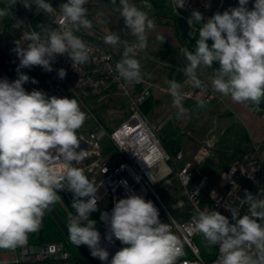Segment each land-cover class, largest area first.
I'll use <instances>...</instances> for the list:
<instances>
[{
    "label": "clouds",
    "instance_id": "clouds-1",
    "mask_svg": "<svg viewBox=\"0 0 264 264\" xmlns=\"http://www.w3.org/2000/svg\"><path fill=\"white\" fill-rule=\"evenodd\" d=\"M18 2L28 10L35 6L37 14L55 13L48 0H4L0 20L12 17ZM87 3H61L63 21L59 29L40 24V32L23 31L26 24L22 20L12 24L21 36L12 49L19 60L17 79H0V249L24 246L28 234L40 229L45 211L59 199L58 191L67 190L73 194L71 206L75 212L68 224L69 239L77 247L87 246L93 258L104 264H177L182 255L180 241L169 225L160 221L153 202L135 194L116 201L110 215L101 214L108 223L104 239L111 242L115 238L126 245L109 260L97 222L90 219L91 213L98 210L97 188L83 169L75 166L85 158L77 131L87 114L74 98L48 97L43 91L27 92L23 87L29 81H38L22 69L40 66L51 72L57 55H66L74 69L89 60V47L74 34L82 27H92L84 7ZM174 3L177 9L183 8L186 0ZM248 4L249 0H238V6L208 18L198 10L191 12L189 26L198 24L200 28L194 51H184L188 64L183 71L193 87L201 88L197 69L211 68L216 63L218 68L211 80L214 91L234 102L259 104L264 98V0H254L251 9ZM144 7L150 9L152 5L145 0ZM117 11L137 43L123 41V57L116 71L128 84L138 83L142 75L135 50L147 47L146 33L155 24L130 0H119ZM104 42L113 46L121 43L116 33L106 35ZM57 71L60 79L66 76L65 69ZM169 85L178 117L186 115L189 109L183 105L181 84L173 79ZM197 107H205V101L198 100ZM61 159L66 171L58 174L52 165ZM240 202L248 205L249 214L241 216L235 208H229L232 222L214 210L198 211L194 217L195 230L209 244L218 245L216 264H264V224L258 222L264 221V189L255 195L246 191Z\"/></svg>",
    "mask_w": 264,
    "mask_h": 264
},
{
    "label": "built area",
    "instance_id": "built-area-1",
    "mask_svg": "<svg viewBox=\"0 0 264 264\" xmlns=\"http://www.w3.org/2000/svg\"><path fill=\"white\" fill-rule=\"evenodd\" d=\"M168 1L172 14L194 30L195 25L189 26L187 22L193 10H198L206 16L210 13H223L231 7L238 6V0H186L185 6L177 9L174 0ZM253 3L254 0H249V9ZM3 7L4 0H0V8ZM12 13L13 16L8 17L11 24L10 33L0 37V49L4 52L0 65V79L6 78L10 82L17 79L16 69L19 60L12 49L15 47L14 42L21 36V32L13 29L12 24L22 20L26 24L23 31H41L35 26L36 18L28 17L20 6L12 9ZM62 21L60 12H55L50 29H59ZM74 34L89 47V60L76 65L74 69L66 55H57L52 63L51 72L44 71L40 66L22 69L21 71L30 78L38 81L35 84L29 81L23 87L27 92L34 89L43 91L48 97L74 98L79 102L81 110L87 114L84 125L77 131L81 142L80 148L85 150V158L78 165L73 163L83 169L84 175L97 188L98 210L91 213L90 219L97 222L96 227L101 234V240L114 254L126 246L115 238L111 242L104 239L108 223L101 218V214L110 215L116 201L135 194L153 202L159 211L160 221L168 224L172 234L180 241L182 255L177 264H216L219 257L218 245L209 252L213 254L206 258L194 241V237L200 233L195 230L194 217L198 211L214 210L232 222L229 208H235L241 216L248 214L245 210L246 204L240 201L245 198L247 191L245 182L254 180L261 174L260 160L244 157L220 173L219 184H211V179L203 171V166L208 159L213 158L214 145L209 141L203 142L190 159L183 160L182 151L171 153L165 148L156 133V125L149 121L141 110V105L152 90L158 89L169 93L170 85L154 84L142 74L140 82L128 84L116 71V64L123 57V41L107 48L102 42L88 35L78 32ZM41 35L43 37L44 34ZM127 42L137 43L131 40ZM139 51L138 48L135 50V56ZM61 68L66 70L63 79L58 77L57 70ZM109 89L121 96L127 105L126 118L113 130L105 126L89 103L96 98L99 101ZM180 91L184 99L191 101L208 100L215 96L213 91L204 87L185 88ZM105 141H108L109 145L105 146ZM169 160H172L174 170L168 165ZM177 162H181V165L178 166ZM52 167L58 174L66 171L62 159L55 161ZM170 174H173L178 183L174 207H188L192 211V214L184 219L173 216L156 189L158 182L166 180ZM205 191L207 200L203 202L201 196ZM62 192L71 204L73 194L67 190ZM14 255L13 262L3 259L0 260V264H90L81 255L73 257L69 242L37 243L30 240L29 235L24 246L14 249Z\"/></svg>",
    "mask_w": 264,
    "mask_h": 264
},
{
    "label": "crops",
    "instance_id": "crops-1",
    "mask_svg": "<svg viewBox=\"0 0 264 264\" xmlns=\"http://www.w3.org/2000/svg\"><path fill=\"white\" fill-rule=\"evenodd\" d=\"M161 28L165 31L169 27ZM82 33L94 36L92 31ZM180 49L177 48L175 36L174 39L165 42L162 48L159 46L154 51L143 49L142 55L134 58L139 60L141 74L150 82L169 84V81L175 79L181 84L180 90L196 89L184 74L183 70L188 61L184 55L185 50ZM197 76L202 81V87L215 94L212 98L204 100L205 107L198 108L197 105L193 106L194 101L184 99L183 105L189 111L186 115L178 117L173 97L169 93L154 89L141 105V110L146 117L147 114H151L153 120L155 119L159 137L176 139L177 151H182L183 160L190 159L204 141L214 145L213 159L225 164L226 168L244 157L258 158L261 162L260 176L245 182L246 190L255 195L260 189H264V101L263 105L250 101L238 103L214 91L211 85L212 77L207 67L198 68ZM186 132L193 138L188 143L185 141ZM213 182L211 184H214ZM216 183L219 184V180ZM177 191L178 189L175 196L178 194ZM245 210L249 214L247 204ZM258 222L264 224V221Z\"/></svg>",
    "mask_w": 264,
    "mask_h": 264
},
{
    "label": "rangeland",
    "instance_id": "rangeland-1",
    "mask_svg": "<svg viewBox=\"0 0 264 264\" xmlns=\"http://www.w3.org/2000/svg\"><path fill=\"white\" fill-rule=\"evenodd\" d=\"M48 2L51 3L52 6L55 8V12H60L59 5L61 3L66 2V0H48ZM130 3H134L140 10L146 11L148 13L149 18L152 19L155 24V27L151 30H148L146 33L147 35V47L145 48L147 49L146 51H154L159 46L162 48L165 42H168L170 41V39L175 38V34H174L175 31H174L173 26L169 27L168 29L164 31L161 28L162 26L158 24V22L155 19L160 13L163 12V10L166 9L164 5L158 3L155 0H148V3L152 5V7L149 9V8L144 7L145 0H130ZM18 4L20 5L22 10L28 17H31L33 19L36 18V25L38 24L40 25L42 23L44 27L50 29L52 20L54 18V14H45L43 12L37 14L35 6H33L31 10H28L23 6V4L19 2ZM166 5L169 8L170 3L168 0L166 2ZM84 7L87 9V19L91 21L92 27L90 28L91 30L85 29L82 27L80 29L81 33L82 32L90 33L92 31L94 34V36L92 37L100 39L99 41L102 43L104 42V37L112 33H116L119 36L120 41L131 40V41L137 42L136 37L130 34V30L127 29L125 26L124 19L120 16L119 12L117 11V8L119 7V0H116V4H113L112 0H88V3L85 4ZM169 10L171 12V9ZM156 25H158L159 27H156ZM2 30L3 29H0V31ZM104 43L103 45L106 46L107 44L105 43L106 44L105 45ZM106 47L111 48L112 45L108 44ZM142 50L140 49L139 54L137 56L142 55ZM209 71L211 75L212 72L210 69ZM212 76L213 74L211 75V77ZM89 103L92 105L94 113H96L97 116L101 118L102 122L105 124L106 127H108L109 130L115 129L127 116V105H126L125 100L111 89L107 90L106 93L101 96L99 101H98V98H96V99L91 100ZM147 119L156 125V133H157V123L154 122L155 119L153 120V117L151 116V114H147ZM159 138L161 139L164 145H165V142L168 140L176 141V139H171V138H166V139L161 138V137ZM191 139L193 140V138H191L190 133L186 132L185 141L188 143L191 141ZM165 148L168 150L166 145H165ZM167 163L174 170V165H173L172 160H169ZM177 163H178V166L181 165V162H177ZM167 179L163 181V189L164 191H167L168 193V196L164 203L167 204L170 211H173L174 202L176 201V198H177V196H175L177 189L175 188L177 187L178 183L175 177L173 176V174H170V176ZM216 182L217 181H214L213 183L216 184ZM52 207L55 209L57 214L60 216L62 221L65 223V225L68 227V224L70 221L69 214L57 202L52 204ZM63 241L69 242L65 236H63ZM194 241L200 247L202 251L207 252V253L211 252L213 245L209 244V242L204 238L202 233H198L194 237ZM84 247L89 251L87 246H84ZM71 249L75 251V248L72 245H71ZM77 254L80 256L78 252ZM3 259H6L7 262H13L15 260L14 250L0 249V260H3Z\"/></svg>",
    "mask_w": 264,
    "mask_h": 264
},
{
    "label": "trees",
    "instance_id": "trees-1",
    "mask_svg": "<svg viewBox=\"0 0 264 264\" xmlns=\"http://www.w3.org/2000/svg\"><path fill=\"white\" fill-rule=\"evenodd\" d=\"M155 1L164 5L166 8L165 10H163L162 13H160L155 18L156 21L158 22V24H160L162 26H168V27L173 26L174 27L175 36L177 38V48H183V49L187 48L189 51H194L196 39H198V32H199L200 25L194 24L196 27L195 30L186 26L182 21H180L178 18H176L175 16L172 15V13L169 10L170 8H168V6L166 5L167 0H155ZM19 6L20 5L17 3L13 7V9L19 8ZM213 15H214V13H210L204 17L208 18V17H211ZM35 26H36L37 30H39V31L41 30L39 27H37V25H35ZM0 29H3L2 31H0V37L6 36L10 33L11 24L8 20V17H5L3 20H0ZM190 33L192 34V36L190 35ZM208 43H209V45H211L212 41L209 40ZM3 53L4 52L0 49V65L2 63V58L4 55ZM217 68H218V64L214 63L213 66L211 68H208V69H210L212 74L214 75V72ZM262 101H264V98H262L259 105H263L264 102L262 103ZM195 105H197V101L193 102V106H195ZM104 145L105 146L109 145V142L105 141ZM165 145L168 148L169 152H171V153H175L178 150V148H177L178 144L175 140H168L165 142ZM109 147H112V146H109ZM227 168H226L225 164L221 163L219 160L216 161L215 159L210 158L205 162V164L203 166V171L209 175L211 182H212V181L219 180L220 173ZM163 181L164 180L158 182L156 189L160 193V197H162L161 199L163 200V202H165V200L168 196V193H167V191H164V189H163ZM201 198H202L203 202H205L207 200V192L206 191L202 194ZM57 203H59L62 206V208H64L65 211L69 214V216L72 217L70 215V213L68 212L67 208L60 201V199L57 200ZM171 212H172L173 216L177 219H184V218H186L192 214V211L188 207H185V208L173 207V211H171ZM28 235L30 237V240H33L34 242H37V243L51 242V241H63V236H64V234L61 232V230L59 229V227L57 226L55 221L50 217V215L46 211L44 213V216L42 219V225H41L40 229L37 232L30 233ZM214 246L215 245H213V248H214ZM75 251L72 250L73 257L78 256L77 251L76 252ZM213 251H214V249H213ZM201 253L206 258L210 257L213 254V253L204 252L202 250H201Z\"/></svg>",
    "mask_w": 264,
    "mask_h": 264
},
{
    "label": "water",
    "instance_id": "water-1",
    "mask_svg": "<svg viewBox=\"0 0 264 264\" xmlns=\"http://www.w3.org/2000/svg\"><path fill=\"white\" fill-rule=\"evenodd\" d=\"M58 196L60 201L63 203V205L67 208L68 212L70 213L71 216H74L75 212L74 209L72 208L71 204L69 203L68 199L66 198V196L64 195V193L61 191H58ZM46 212L50 215V217L55 221V223L57 224V226L59 227V229L61 230V232L64 234V236L67 238V240L69 241V243L75 248V250L90 264H101V262H99L96 258H93L89 251L82 245L77 247L75 244H73L71 242V240L69 239V234H68V227L65 225V223L62 221V219L60 218V216L57 214V212L55 211V209L52 207V205H50L49 209L46 210ZM101 245L103 247H105L107 249V251L109 252V259H111V257L114 255V253L111 251V249L109 248V246L107 244H105L102 240H101Z\"/></svg>",
    "mask_w": 264,
    "mask_h": 264
}]
</instances>
